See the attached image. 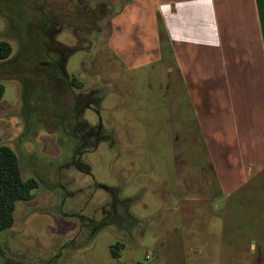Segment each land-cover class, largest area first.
Returning a JSON list of instances; mask_svg holds the SVG:
<instances>
[{
  "label": "rangeland",
  "instance_id": "1",
  "mask_svg": "<svg viewBox=\"0 0 264 264\" xmlns=\"http://www.w3.org/2000/svg\"><path fill=\"white\" fill-rule=\"evenodd\" d=\"M141 1L0 0V40L13 48L0 59V144L38 181L0 236V264H264V173L225 190L171 34ZM57 29L64 48L50 55L91 97L78 123L96 143L59 122L44 50ZM200 45L190 72L214 80Z\"/></svg>",
  "mask_w": 264,
  "mask_h": 264
},
{
  "label": "crops",
  "instance_id": "2",
  "mask_svg": "<svg viewBox=\"0 0 264 264\" xmlns=\"http://www.w3.org/2000/svg\"><path fill=\"white\" fill-rule=\"evenodd\" d=\"M143 1L141 8L158 12L171 34L221 184L226 191L243 190L264 173V0H153L152 7ZM202 43L212 53L214 80L190 72V47L201 51Z\"/></svg>",
  "mask_w": 264,
  "mask_h": 264
},
{
  "label": "trees",
  "instance_id": "3",
  "mask_svg": "<svg viewBox=\"0 0 264 264\" xmlns=\"http://www.w3.org/2000/svg\"><path fill=\"white\" fill-rule=\"evenodd\" d=\"M12 51L10 42L0 40V59H7ZM75 81L77 86H81L77 79ZM4 90L5 86L0 82V99ZM37 187L36 178L22 176L16 152L11 147L0 144V236L12 227L17 202L32 199L33 191Z\"/></svg>",
  "mask_w": 264,
  "mask_h": 264
},
{
  "label": "flooded vegetation",
  "instance_id": "4",
  "mask_svg": "<svg viewBox=\"0 0 264 264\" xmlns=\"http://www.w3.org/2000/svg\"><path fill=\"white\" fill-rule=\"evenodd\" d=\"M59 29L57 31H53L51 35H48L45 37L46 41L44 42V50L46 52L45 58L47 65H56V68L49 67L51 79H53V86L61 87L62 93H56L58 96V99L56 100V103L58 104V107H55L57 111L60 110V115L58 116L59 122L62 123V127L64 128L65 132L69 134L70 136H73L77 139L79 144L86 142L90 143H96V141L99 139L98 133L95 130H90L86 133H82L79 129L80 125L78 123L79 114L82 112V109L86 107L89 104V101L91 97L84 94V92L77 91L78 89H81V86L76 85V79L75 77L69 78L66 76L63 72V66L62 61L57 58L54 55H50L51 51L54 52L58 48H64V46L56 41L55 35L58 33ZM60 75H59V73ZM77 82L81 83L78 79ZM82 84V83H81ZM69 97L71 104H63L61 105V98ZM55 98V97H54Z\"/></svg>",
  "mask_w": 264,
  "mask_h": 264
}]
</instances>
